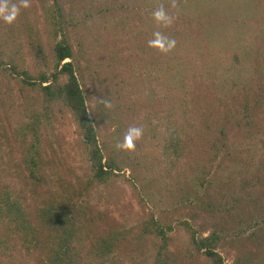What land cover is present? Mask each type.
Instances as JSON below:
<instances>
[{
  "label": "rangeland",
  "instance_id": "374dc122",
  "mask_svg": "<svg viewBox=\"0 0 264 264\" xmlns=\"http://www.w3.org/2000/svg\"><path fill=\"white\" fill-rule=\"evenodd\" d=\"M58 2L105 157L122 169L92 181L78 125L56 103L36 127L40 157L54 177L43 185L32 181L24 157L33 131L23 142L20 130L44 109L35 106L38 89L9 67L19 59L18 69L34 78L49 73L54 59L37 54L29 29L40 30L53 58L58 15H52L55 0H27V7L24 0H0L6 10L0 13V193L7 190L35 213L51 192H65L78 203L76 212L96 222L90 235L120 234L113 254L80 264H156L162 240L143 233L152 215L174 225V264H213L177 225L186 219L199 234L221 235L217 250L225 264H264V0ZM13 5L19 13L6 23ZM161 8L170 23L154 19ZM156 32L175 39V47H150ZM133 126L142 127V137L131 149L117 147ZM216 151L226 155L221 164ZM4 226L13 253L0 254L3 264H38V249L25 252L17 228Z\"/></svg>",
  "mask_w": 264,
  "mask_h": 264
},
{
  "label": "trees",
  "instance_id": "16d2710c",
  "mask_svg": "<svg viewBox=\"0 0 264 264\" xmlns=\"http://www.w3.org/2000/svg\"><path fill=\"white\" fill-rule=\"evenodd\" d=\"M55 4L56 12H53L52 15L58 16L54 17V27L50 28L58 39H55L51 45L53 58L48 56L49 53L40 30L37 27L29 29V36L33 40L37 54L44 58L54 59L53 68L49 73L42 72L37 78H34L28 70H19L21 68L19 59L9 67L16 70V73L21 75L26 84L38 89L35 106L39 110L40 108L44 109V112L30 114L31 118L23 123L27 130H20L23 142L26 141L27 132L33 131L34 136L25 152V167L35 184L49 183V180L54 177L53 171L48 170V159L40 157L41 140L37 135L36 127L40 125L43 118L47 119L52 105L59 103L70 110L78 125L81 141L87 152L92 171L91 180L105 182L112 175L118 174L117 171L122 167L114 159L105 157L104 148L98 138V130L89 110L87 95L78 76L80 66H77L74 61V47L61 21L62 7L58 0H55ZM67 58L70 60L65 61ZM218 146L220 147V145ZM216 154L217 156L215 155L213 158L217 157V164H221L226 155H219L217 151ZM199 166L202 172L200 176L202 181L206 178L207 168L202 162ZM50 184H52V180ZM3 193H0V225H7L10 229L17 228L16 234H19L28 245H26L25 252L30 253L31 250L38 249L40 253L38 264H80L83 257L90 261L96 258L102 259L110 256L117 249L120 234L117 231H110L107 234L94 232V235H90L92 226L96 222L87 216L86 212L80 214L76 212L75 210L79 209H77L78 203L65 192H51V197L37 207L35 213H32L20 198L13 197V194L7 190ZM151 217V223L149 222V225L144 227L143 233H154L162 240L158 246L155 262L174 264L175 259H173L174 262L170 261L172 256L169 250V231L174 228V225H164L154 215ZM177 225L183 227L190 234L197 250L204 249L213 264H225L222 254L217 250L222 239L217 231L208 235L199 234L187 219L179 221ZM1 229H4L0 228V254L3 256L13 253V248L10 245L11 235L3 233ZM95 230L99 229L95 228ZM89 239L92 240L90 244L87 243ZM85 249H87L86 253ZM166 252L167 254L163 255ZM0 264H3V259H0Z\"/></svg>",
  "mask_w": 264,
  "mask_h": 264
},
{
  "label": "clouds",
  "instance_id": "9594fccd",
  "mask_svg": "<svg viewBox=\"0 0 264 264\" xmlns=\"http://www.w3.org/2000/svg\"><path fill=\"white\" fill-rule=\"evenodd\" d=\"M24 7H27V0H24ZM6 12L5 9H0V13ZM19 13V8L15 5L12 6L10 12H7L3 15V19L6 23H12L16 16ZM154 19L157 22H164V23H170L171 18L165 13V11L161 8L152 13ZM154 36L156 39L150 40L149 46L158 48L161 51L167 52L170 51L172 48L175 47L176 41L175 39H167L161 36L159 32L154 33ZM143 135V129L142 127H129L122 143L118 144L117 147L124 148V149H131L134 147V141L138 140Z\"/></svg>",
  "mask_w": 264,
  "mask_h": 264
}]
</instances>
